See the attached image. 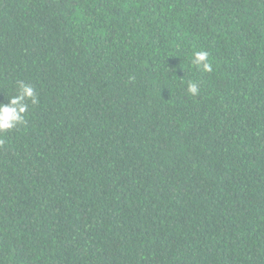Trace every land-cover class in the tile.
Segmentation results:
<instances>
[{
    "label": "trees",
    "instance_id": "16d2710c",
    "mask_svg": "<svg viewBox=\"0 0 264 264\" xmlns=\"http://www.w3.org/2000/svg\"><path fill=\"white\" fill-rule=\"evenodd\" d=\"M20 81L0 264H264V0H0Z\"/></svg>",
    "mask_w": 264,
    "mask_h": 264
},
{
    "label": "clouds",
    "instance_id": "9594fccd",
    "mask_svg": "<svg viewBox=\"0 0 264 264\" xmlns=\"http://www.w3.org/2000/svg\"><path fill=\"white\" fill-rule=\"evenodd\" d=\"M192 64L204 72L213 71L208 51H196ZM187 91L191 96H196L199 94V87L196 83L189 82ZM26 99L33 104L38 103L34 88L20 81L17 95L11 97L7 104L0 103V133L11 130L24 122V113L27 111V104L24 102Z\"/></svg>",
    "mask_w": 264,
    "mask_h": 264
}]
</instances>
